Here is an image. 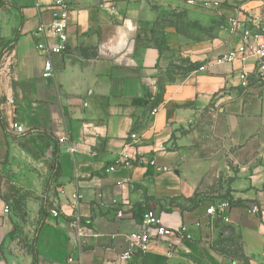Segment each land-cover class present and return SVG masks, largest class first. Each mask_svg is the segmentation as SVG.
<instances>
[{"label":"crops","instance_id":"obj_1","mask_svg":"<svg viewBox=\"0 0 264 264\" xmlns=\"http://www.w3.org/2000/svg\"><path fill=\"white\" fill-rule=\"evenodd\" d=\"M67 1V50L45 79L35 33L51 23L52 0H0V264H33L34 251L38 264H264V80L243 89L238 72L254 60L216 62L241 44L229 18L253 17L264 32V0H215L214 11L188 0ZM164 17L181 31L162 25L161 54L149 40ZM181 58L205 70L167 82ZM159 80L164 102L151 114ZM37 136L38 154L26 145ZM124 155L131 164L108 172ZM220 201L227 222L207 214ZM147 213L172 234L149 228V250L124 260ZM75 220L91 234L79 236Z\"/></svg>","mask_w":264,"mask_h":264},{"label":"built area","instance_id":"obj_2","mask_svg":"<svg viewBox=\"0 0 264 264\" xmlns=\"http://www.w3.org/2000/svg\"><path fill=\"white\" fill-rule=\"evenodd\" d=\"M188 5L200 8L205 11H214L220 7L219 3H203L197 5L194 1H186ZM52 21L49 25H41L35 33L37 38H41L42 41L37 43V50L47 58L45 71L43 77L45 79L53 76V65L51 57L54 55H62L67 50L68 42V27L71 7L67 0H52ZM227 27L231 34L238 35L241 39V44L231 50L230 52L222 55L216 59L217 63H235L239 62L244 65L248 60L253 59L254 64L252 70L248 71L242 69L238 72V78L240 87L247 89L254 81L264 80V32L260 29L259 24L252 17L240 19L239 17L229 18L227 20ZM57 40V44H49L48 40ZM200 71L205 70V66H200ZM158 109H153L151 114H155ZM14 131L17 134H24L26 130L18 124H14ZM137 134H132L131 139L136 140ZM66 139H60L59 143H65ZM73 151V147L71 148ZM131 164L127 155L123 156V160H118L116 164L108 169V172H112L116 167L120 165L129 166ZM149 164L156 167L158 171L166 172L167 167H159L156 164L155 159H152ZM80 196L74 195L73 199L78 202ZM230 209V203L228 201H220L210 206L207 210V214L214 218H221L225 222L228 221L227 213ZM10 208L6 207V212H9ZM253 213H258V207L252 208ZM52 215L59 217L57 210L51 211ZM118 217H122V213H118ZM74 228L77 230L79 236L85 237L91 234L88 228L81 226L78 220L73 222ZM149 228H154L158 235H170L172 231L164 228L161 225L160 220L152 213H147L143 220V230L141 232H135L128 235L129 250L123 254L122 258L128 260L135 252L146 253L149 250L151 243L150 236L147 232ZM185 231V230H183ZM72 261V260H70Z\"/></svg>","mask_w":264,"mask_h":264},{"label":"trees","instance_id":"obj_3","mask_svg":"<svg viewBox=\"0 0 264 264\" xmlns=\"http://www.w3.org/2000/svg\"><path fill=\"white\" fill-rule=\"evenodd\" d=\"M162 25L163 26L164 25L174 26V27H176V29L178 31H181L180 26L173 20H167L164 17V18H162V19L157 21L155 26L150 30L151 37H150L149 41L152 42L153 46L155 48H157L161 54H163L164 52L169 51V47H168V45L166 43V39L164 37V34L160 32L161 29H162ZM9 48H10V46L6 47L3 50V53L5 51H7ZM0 59H1V56H0ZM199 67H200L199 65L192 64L189 60L181 58V59H178L176 61H173L170 64L169 68L164 73V76H165L167 82L173 83L177 79L184 78L187 75H189L190 73L197 71L199 69ZM159 89H160V92L158 94H156V95H150V94L147 95V99H149V101H150V104L148 106V109L150 111H152L153 109H159V107L164 102L166 84L162 80H159ZM0 121L3 124V121H2L1 117H0ZM134 130H136V128ZM39 133L41 135L47 136L48 139L56 141V143H58V141L51 134L45 133V132H39ZM41 139H43V138H41ZM54 156H55V161H54V165H53V167H54L53 179H56L59 176V167H60L59 161H58V149L55 150ZM47 190H48V187H47L46 191ZM15 207H16L17 212L21 216H23L22 205L17 203ZM44 213H45V210H44V206H43V208L41 210V214L44 215ZM41 225H42V222H41L40 226ZM230 242L231 243H236V240L235 239L234 240H230ZM215 249H218L216 244H215ZM237 250H238L237 254H238L239 258H241L243 261L247 262L248 260H247V258L245 257V255L243 253L242 246L238 245ZM33 255H34L33 264H38V254H37V252L34 251Z\"/></svg>","mask_w":264,"mask_h":264},{"label":"rangeland","instance_id":"obj_4","mask_svg":"<svg viewBox=\"0 0 264 264\" xmlns=\"http://www.w3.org/2000/svg\"><path fill=\"white\" fill-rule=\"evenodd\" d=\"M192 1H194L197 5H201L203 3H212V4L215 3V0H192ZM186 5H188L187 2H186ZM188 6H190V5H188ZM191 7H194V6H191ZM258 13H259V15L257 18H260L261 21L264 23V4H262L261 8L258 9ZM26 141H27L26 145L29 147V149L31 151H34L36 154H38L39 151L42 150V146L45 145V141L43 139H41L40 136L26 139Z\"/></svg>","mask_w":264,"mask_h":264}]
</instances>
